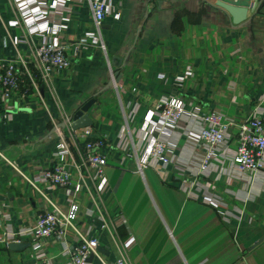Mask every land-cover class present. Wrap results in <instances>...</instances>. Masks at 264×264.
<instances>
[{
    "label": "crops",
    "instance_id": "0c3cea01",
    "mask_svg": "<svg viewBox=\"0 0 264 264\" xmlns=\"http://www.w3.org/2000/svg\"><path fill=\"white\" fill-rule=\"evenodd\" d=\"M105 1L100 42L86 0H0V66L21 57L37 78L30 50L43 36L60 37L70 61L37 89L26 85L24 98L15 93L0 102V235L30 224L44 206L15 167L26 175L35 164L50 167L60 133H67L57 125L93 99L86 114L88 127L105 139L103 190L93 188L91 171L73 172L75 195L41 188L63 212L77 205L78 223L93 225L107 264L123 244L129 264H264V169L240 178L220 157L197 174L200 122L188 114L218 110L233 120L231 154L236 124L264 112V4L235 24L215 0ZM160 98L179 100L184 115L162 122ZM154 139L166 143L170 162L139 170ZM101 217L121 223L101 229ZM74 242L67 234L66 244ZM61 247L53 238L39 253L0 242V264L37 257L68 264ZM91 264L101 263L93 257Z\"/></svg>",
    "mask_w": 264,
    "mask_h": 264
},
{
    "label": "built area",
    "instance_id": "2783aa9c",
    "mask_svg": "<svg viewBox=\"0 0 264 264\" xmlns=\"http://www.w3.org/2000/svg\"><path fill=\"white\" fill-rule=\"evenodd\" d=\"M86 2L94 23L96 37L101 42L100 27L107 3L105 0H86ZM30 54V64L38 71L37 78L31 73L29 62L21 57L0 66V102L8 100L15 93L20 98H24L26 85L30 89H37L41 82L48 80L53 70H66L70 67V61L65 54V42L60 37L43 36L38 43H32ZM155 109L161 121L170 124L177 122L185 113L182 103L171 98H160ZM133 112L131 110L127 115L130 120L134 116ZM195 113L188 114L200 122L198 139L204 149L196 170L197 174L205 173L210 161L220 157L229 160L240 178H253L264 169V112L262 109H256L249 117L236 124V145L231 154L227 152V145L230 139L229 127L234 124L233 120L218 110H211L200 116ZM63 121L67 127V133H60L56 148L51 153L50 167L35 164L32 166L31 173L26 175L14 166L19 175L42 197L44 206L33 213L30 224L17 230L5 228L0 235V242L7 244L27 241L33 250L39 253L44 240L53 238L61 244L60 255L68 258V264H91L87 261L90 255L97 257L101 264H107L99 254L98 237L91 233L93 225L78 223L77 205L72 202L68 211L63 212L41 188L42 185H53L65 190L67 195H75L77 189L73 187V172L81 175L87 174L88 171H91L89 178L97 192H101L105 185L104 166L107 161L102 152L105 139L94 134L88 126L80 128L77 132L70 127L71 122L68 117H65ZM123 145L125 146L126 143ZM167 152L166 143L161 139H154L147 149V157L137 161L139 170L146 166L160 170L170 162ZM203 199L213 201L206 196ZM219 206L225 208L222 203ZM238 212L241 214L242 210ZM93 213V210L86 211L88 217H92ZM120 223L114 217H101L99 227L101 229L115 228ZM69 233H72L75 238L71 247L66 244V236ZM30 264L55 263L37 257ZM114 264H129L124 244L122 253Z\"/></svg>",
    "mask_w": 264,
    "mask_h": 264
},
{
    "label": "water",
    "instance_id": "95a60500",
    "mask_svg": "<svg viewBox=\"0 0 264 264\" xmlns=\"http://www.w3.org/2000/svg\"><path fill=\"white\" fill-rule=\"evenodd\" d=\"M215 5L225 10L232 18V22L235 24L240 23L245 19L246 13L249 10L253 12L257 10L259 6L264 4V0H215ZM93 103V99H88L82 105H80L71 115L68 116V120L71 122L70 127L72 129L84 128L91 125V121L86 112ZM65 122L62 121L57 127L63 128ZM7 248L12 251H21L29 246L28 242H9L6 244ZM99 251H102L98 247ZM93 256L90 255L87 258L88 262H91Z\"/></svg>",
    "mask_w": 264,
    "mask_h": 264
}]
</instances>
